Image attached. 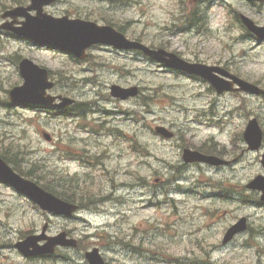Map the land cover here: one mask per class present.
<instances>
[{
	"label": "rangeland",
	"instance_id": "obj_1",
	"mask_svg": "<svg viewBox=\"0 0 264 264\" xmlns=\"http://www.w3.org/2000/svg\"><path fill=\"white\" fill-rule=\"evenodd\" d=\"M203 2L206 8L210 4V0ZM214 2L217 4L210 5L206 11L211 30L201 35L174 33L177 28L173 24H181V20L173 22L171 12L188 8L189 0H114L108 3L60 0L50 11L56 15L82 12L83 17L91 13L89 16L98 19L100 24L111 20L124 27L130 36L153 45H167L169 50L191 61L226 65L241 77L264 85V42L258 44L244 35L236 19V14L242 12L264 24V4L253 6L244 0ZM91 52L90 62H77L70 55L45 45L32 44L31 47L27 41H14L0 35V152H17L25 163L48 158L47 164L52 168L75 173L81 169L79 166L69 168L61 164L58 157L63 149L60 137L67 136L72 146L87 147L93 153L108 157L103 159L102 173H97L104 183V174L109 172H103L107 169L113 177L116 170L121 174L115 177L118 182L133 184L135 181L127 174L137 170V174L148 178L147 187L118 190L114 197L121 200L115 212L106 209L113 206L106 202L101 206L106 209L105 213H83L82 218L76 220L47 215L13 189L0 184V264H30L12 245L29 232L39 233L47 222L50 234L69 230L81 237L83 233L93 235L98 231L123 232L132 244L142 241L139 254L120 248L112 250L119 245L102 248L112 264H181L187 257H209L219 264H264L263 205L242 204L237 200L223 202L221 198H205L189 191L201 185L202 194L211 192L210 186L221 180L225 184L232 183L234 188L240 184L245 186L264 172L261 164L264 148L249 151L240 138L248 119L255 114L260 116L264 126V97L235 96V93L220 97L205 81L161 67L156 62L134 60L131 54H120L101 46ZM19 55L31 57L53 71L57 82L53 94L67 91L79 101L88 100L98 105L100 111L92 116L113 122L114 128L121 129V136L137 140L139 151L133 152L130 144L121 137L116 138L115 134L101 136L100 143L94 142V137L76 130V124L62 119L56 110L36 111L7 105V90L22 83L16 59ZM67 76L70 80L65 79ZM111 84L138 85L143 98L146 95L155 98L144 99V103L139 98L121 102L112 97L106 99ZM109 110L116 113L109 115L106 112ZM156 125L172 129L177 138L164 140L155 133ZM64 128L66 131L61 134ZM44 130L54 136L53 141H45ZM211 136L219 144L217 151L224 152L232 163L221 169L184 165L181 149L200 146ZM211 144L214 146L213 142ZM146 147L151 155H146ZM169 163L183 166L178 169L181 170L179 179L170 184L172 191L165 195L157 189L164 191L167 186L166 178L171 174ZM98 164L95 163L94 168ZM49 171L57 173L54 169ZM156 177H162L160 183L155 182ZM178 184L182 192L175 193ZM242 216L249 218L251 230L222 247L226 229ZM134 233L144 239L135 240ZM32 264L63 263L37 259Z\"/></svg>",
	"mask_w": 264,
	"mask_h": 264
},
{
	"label": "water",
	"instance_id": "obj_2",
	"mask_svg": "<svg viewBox=\"0 0 264 264\" xmlns=\"http://www.w3.org/2000/svg\"><path fill=\"white\" fill-rule=\"evenodd\" d=\"M52 0H33L32 9L38 11L37 16L27 17L24 27L18 32L20 35L29 37L36 41L51 42L61 46L63 49L71 50L75 55L80 58L86 57V49L95 43H111L122 48H140L150 54L152 57L167 63L168 65L195 72L194 66L180 60L176 55L167 53L166 51L150 50L146 46L132 42L125 38L123 34L116 32L113 28L108 26H98L94 22H83L81 20L68 21L67 18L56 19L44 13L43 6ZM264 1V0H259ZM13 15H25L23 9H16ZM243 22L248 29L264 38V27L256 25L248 17L242 16ZM206 67H201V70H207ZM21 72L25 78V84L22 87H16L11 92L13 101L19 102H35L45 105L53 104L55 97L46 96V90L53 87V83L48 80V72L41 69L34 62L25 59L21 63ZM207 75L204 71L201 72ZM213 85L219 92L229 89V86L222 80L216 78H209ZM239 84L244 90H249L254 93L264 92L257 86L250 84L246 81L239 80ZM113 95L121 98H127L136 93L134 89L124 90L119 86L112 87ZM63 102L59 106H66L72 102L70 99L62 98ZM157 130L167 137L172 134L167 132L163 127H157ZM244 138L252 150L259 149L263 143V131L257 121L253 119L249 122ZM184 158L186 161H208L210 163L219 164L220 160L202 155L196 151L185 149ZM262 163L264 165V156ZM0 178L11 185L18 191L29 195L34 201L38 202L44 209L55 211L57 213H64L69 211L70 206L64 204L61 200L46 193L40 189L35 183L23 178L16 173L2 158H0ZM251 188L260 189L264 192V175H259L249 185ZM246 228V220L242 219L238 224L233 226L226 238L225 242L233 237V235ZM66 234L61 233L56 237H47L44 233L39 236H29L24 241L19 242L17 246L21 251L26 254H42L46 252H53L55 246L58 244L65 245L71 243L66 240ZM48 239V242L41 246L38 244L40 240ZM34 247V251L30 248ZM91 264H105L102 257L97 250L88 254Z\"/></svg>",
	"mask_w": 264,
	"mask_h": 264
},
{
	"label": "trees",
	"instance_id": "obj_3",
	"mask_svg": "<svg viewBox=\"0 0 264 264\" xmlns=\"http://www.w3.org/2000/svg\"><path fill=\"white\" fill-rule=\"evenodd\" d=\"M184 14H185V12H181L180 14H178L177 19L182 20V21L186 20L188 15L187 14L184 15ZM108 22L111 23V21H108ZM207 152H209V151H207ZM211 153H214V152H211ZM14 154H15V152H14ZM14 154L8 155V154H4V153L0 152V155L3 156L8 162L12 163L14 168L22 174H29V175H32V178H38V179H41V177L38 176V174H51L50 172H47V170L41 164H32V169H30V172L28 173L27 170L24 169L25 164L22 161V159L19 158V156H17V155L14 156ZM54 175H55L54 180H56V182H58V184H59L61 182V175L59 173H56ZM43 181H44L46 188L54 189V184H52L51 181H47L44 179H43ZM52 191H54V190H52ZM58 192H60V191H58Z\"/></svg>",
	"mask_w": 264,
	"mask_h": 264
}]
</instances>
